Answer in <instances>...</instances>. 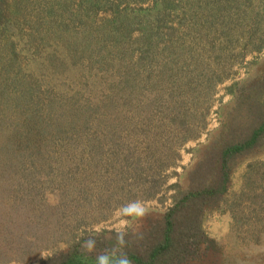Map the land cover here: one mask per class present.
<instances>
[{
  "label": "trees",
  "instance_id": "obj_1",
  "mask_svg": "<svg viewBox=\"0 0 264 264\" xmlns=\"http://www.w3.org/2000/svg\"><path fill=\"white\" fill-rule=\"evenodd\" d=\"M236 2L229 0V5ZM40 6V12L29 22L31 31L23 46L8 40L0 53L4 66L0 73V263L27 261L58 242L67 247L40 264L201 262L210 247L203 220L226 205L237 166L249 160L238 198L242 199L244 188L252 186L253 181L264 184V84L252 86L247 94L235 98L233 109L228 104L218 110L219 126L208 132L202 154L177 174L181 180L171 185V204L159 220L135 233L130 229L121 233L84 231L76 236L74 230L85 223L72 215L73 209L79 198H91L95 190L106 193L95 202L89 201L93 202L91 208L97 203L96 208L101 210L137 198L156 197L167 178L166 170L176 165L178 149L187 140L196 139L206 126L210 93L226 73L214 69L197 72L196 64L184 71L185 65L173 60L179 73L168 76L169 81L151 82L156 77L149 72L140 79L143 58L134 61L132 57L139 45L147 51L150 43L146 40L151 34L148 31L136 37L131 43L136 48L124 43L131 26L140 25L141 20L153 22L151 16L137 14L129 20L117 6L113 17L95 25L92 15H81L80 10L75 22L68 0H42ZM160 6L165 8V2ZM228 7L219 5L220 10ZM5 10L7 0H0V29L7 30L10 22ZM257 16L263 19L258 14L242 17L245 21L236 34L264 33ZM67 17L73 21L71 26L65 22ZM225 23L227 28L222 31L229 33L231 22ZM154 27L151 33L157 36L158 25ZM38 45V55L43 54L41 58L58 67L59 73L65 66L77 65L94 78L110 70L116 79L107 84L103 95L94 80L82 84V89L65 86L63 74L55 84L47 77L43 84L41 67L34 71L37 65L22 68L20 62L23 54L29 57L36 53ZM261 45L258 43L255 49ZM46 47L51 50L43 51ZM203 65L197 67L205 71ZM11 71V78L6 77ZM11 85L15 93L8 90ZM231 88L229 91H233ZM81 91L89 95L87 104L77 100ZM54 143L68 153L58 159L47 157L46 149ZM63 161L68 166H62ZM41 162L46 163V169L44 166V171L33 172L48 174L49 179L28 180L32 175L25 176L24 166ZM45 183L46 188L62 187L56 192L59 199L47 203L38 196L39 187L42 192ZM35 187L38 194L32 190ZM115 187L120 190L116 195ZM70 216L74 217L73 226L65 225ZM100 245L107 249L99 250Z\"/></svg>",
  "mask_w": 264,
  "mask_h": 264
},
{
  "label": "rangeland",
  "instance_id": "obj_2",
  "mask_svg": "<svg viewBox=\"0 0 264 264\" xmlns=\"http://www.w3.org/2000/svg\"><path fill=\"white\" fill-rule=\"evenodd\" d=\"M41 1L7 0L5 13L10 22V29H0V53L3 45L5 46L8 40L19 42V47L23 46L25 38H29L27 33L31 31L29 22H32L35 15L40 12ZM68 1L72 8V14L76 16L79 10L81 15L87 16L91 14L95 25H99L101 20L113 17L117 6L119 10H123L124 13L128 14L129 20L133 19V16L137 14H146L152 17L153 22L141 20L139 22L140 25L131 26L129 39H125L124 43V46L131 44L136 37H142L148 31L151 34L146 40V42L150 43L147 51L142 50V48H145L144 45H139L138 48L131 44V48L137 47L132 57L134 61L143 58V69L139 70L138 78L140 79H142L141 76L149 72L156 77L152 78L151 82H159V80L162 82L169 81L170 78L168 76L179 73V69L175 67L176 64L173 60H179V63L184 64V71L196 64L197 72L199 70L209 72L214 69V71L216 70L215 72H222L220 74L226 73V76H223V79L214 86L210 93L209 97L211 98L208 99L209 108L205 115L206 126L199 130V136L196 139L187 140L178 149L180 156L176 160V165L166 170L167 178L162 183L161 190L156 194V197L137 198L127 201L124 205L120 204L109 210H101L96 208L97 203L93 204V208H91V205L96 201V197L106 195L103 189L95 190V194L92 193L91 198H79L78 201L76 196L75 199L78 206L73 209L72 215L75 218H83L85 223L74 230L76 236H81L84 231H113L121 233L130 229L132 233H135L148 227L151 222L159 220L170 206V196L174 192L171 185L181 180L178 179L177 174L183 172V167H188L197 156L199 157L202 154L208 132L219 126L218 110L228 104H230L229 109H231L233 100L239 95L247 94L252 90V86L260 84L263 87L264 33H246L241 36L236 34V31L240 29L241 23L245 21L242 17L252 16L253 18L258 14L263 19L261 20L258 16L257 18L264 25V0H237L233 6H230L229 0ZM94 1L99 2V5H93ZM164 2L165 8H161L160 5ZM223 3L229 7L220 10L219 5ZM22 4L23 8H21ZM156 17L159 18V21L155 22ZM67 19L68 17L65 22L70 23L71 26L73 21L70 18ZM74 19L75 22H78L77 16ZM226 21H230L232 25V30L229 33L222 31V29L227 28ZM75 24L78 26V23ZM155 25H158L157 36L151 33ZM84 27L85 24L83 25ZM157 39L158 41L156 42ZM34 43L39 42L35 40ZM258 43L262 44L259 50L255 49ZM53 46L55 45H51L52 48ZM38 49L39 45L37 52L32 55L29 54V57L22 52L23 56L20 57V62L22 63V68L23 66L28 68L37 65L34 71L41 67L42 69L39 73L42 74L40 77L43 84H46L45 77L51 80V84H55L56 78H60V74H63L62 78H66L63 82L65 86L69 84L74 89H82V84H85V82L92 84L93 82L91 81L94 80L96 82L95 87L103 95L107 90V84L116 79L110 70L94 78L90 73L81 72L77 65L65 66L64 73H59L58 67L50 63L49 60L41 58L43 54L38 55ZM44 50L49 52L51 48L46 47ZM177 53L178 57L176 56ZM125 63L128 64V61L126 60ZM201 63L205 65V71L200 66L197 67L198 65H203ZM2 64L0 62V73L3 74L4 66ZM13 74L14 72L11 71L6 77L11 78ZM82 75L86 78H82ZM58 80L59 82L61 81V79ZM202 85L204 84L201 83L200 86ZM60 87L63 88L62 83ZM230 87H232L233 91H229ZM14 89L15 86L11 85L8 90L11 93H15ZM77 100L81 104H87L89 100L88 93L81 91ZM73 147L69 146L68 148H76L75 146ZM197 148L198 150L196 151ZM66 153L68 152L59 149V144L54 143L53 146L51 145V147L46 149L45 155L49 158L58 159ZM49 158L47 161L51 162ZM248 161L247 159L243 160L233 172L231 177L233 183L230 187L231 192L228 195L226 205L213 210L203 220V229L210 240V247L207 250V256L205 258L202 257L201 262H194L193 264H264V184L260 185L258 181H253L252 186L244 188L245 195L241 196L242 199L238 198V194L241 192L238 193V191L245 180ZM60 163L62 166H68L64 161ZM44 166L46 169V163L44 162L36 165L26 164L24 166L25 176L30 177L32 175L31 179H28L30 181L33 178L35 180L36 178H41L42 180L45 179L44 182L47 181V178L49 179L48 174L33 172L34 170L44 171ZM53 181L55 184L58 182L56 179ZM28 184L26 182V185ZM45 186L46 183L42 192L41 187H39L40 194L38 196H42L47 203L57 197L59 199V195L56 192L57 189H62L61 186L60 188L54 186L52 187L53 189L51 186H48V188ZM32 190L38 194L37 187ZM114 190V195L120 191L116 187ZM159 197H161L162 201L158 199ZM89 201L93 202L89 203ZM233 202L234 204H232ZM102 212L105 214L103 217L100 215ZM72 218L74 217L70 216L65 225L72 223L73 226ZM66 247V244L58 242L57 245L55 244L49 249L38 251L27 261L11 260L0 264H40L42 260L52 257L53 252L55 253L57 250ZM98 249L103 251L107 247L100 245Z\"/></svg>",
  "mask_w": 264,
  "mask_h": 264
}]
</instances>
